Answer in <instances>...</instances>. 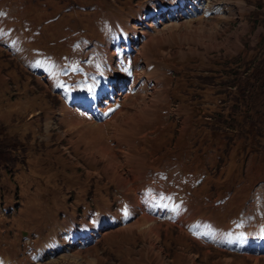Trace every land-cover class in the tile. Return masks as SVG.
Instances as JSON below:
<instances>
[{"label": "rangeland", "instance_id": "rangeland-1", "mask_svg": "<svg viewBox=\"0 0 264 264\" xmlns=\"http://www.w3.org/2000/svg\"><path fill=\"white\" fill-rule=\"evenodd\" d=\"M72 1L73 5L66 0H0V126L4 128L0 134H8V140L0 146L1 151L3 146L8 147L5 156H0L7 159L0 162L3 260L22 256L27 264H56L63 256L65 264H95L94 254H98V264H175L176 254L186 257L188 264L191 258L193 264H264V252H256L258 244L264 242V137L237 141L233 130L242 123L238 116L241 113L255 122L254 128L264 129V105L258 102L255 110L250 101L236 107L229 97L238 90L231 69L240 68L243 73L250 67L258 71L264 66L263 0L262 7L259 0H192L177 16L172 13L160 22H153V16L160 13L157 6H166L171 0ZM80 5L88 10L80 9ZM104 17L109 22L117 18L122 26L114 38L112 33L109 36V22L106 30ZM112 22L117 27V22ZM77 28L103 44L134 40L130 52L135 54H129L134 56L133 66L130 76L122 80L131 83L130 78L151 75L148 86L143 82L144 86L136 85L133 90L126 87L125 95L131 96L122 100L124 105L119 104V113L113 114L118 110L115 108L107 115L111 114L110 120L105 118L112 125L105 132L122 127L130 134L111 149L114 152L119 146L123 152L120 164L109 160L110 151L102 157L91 126L85 130L84 120L74 118L79 114L74 113L76 93L81 84L94 87L93 79L85 83L80 74L76 76L73 97L71 86L65 88L63 84L61 90L53 80L57 61L67 67L64 74L70 79L69 75L85 62L89 47L96 45L97 40L78 37ZM256 44L258 52L248 50L247 45ZM99 51L96 47L87 61L94 65L93 73L100 71L101 78L110 69L99 58ZM105 52L108 54L109 48ZM113 54L119 62L128 57L122 52L107 56ZM235 59L240 67H235ZM216 70L222 72L209 78ZM200 76L202 81L206 77L209 84L200 86ZM60 79L63 83V72ZM136 88L140 90L138 95ZM136 97V103L147 99V105L138 111L129 105ZM221 105L234 117L233 125L210 117L213 108L220 109ZM84 119L95 126L101 123V114L97 121L86 115ZM220 127L232 137L229 149L223 137L219 142V135L210 131ZM215 139L217 151L212 142ZM15 141L21 143V149L11 152ZM206 149L211 156L200 157ZM190 150L198 156L182 153ZM13 157L16 159H10ZM189 159L195 160L193 164ZM186 167L193 171L184 174L181 170ZM121 201L127 202L128 218L136 216L126 227H136L143 237H150L153 249L147 240L131 245L129 258L118 257L111 248L103 252L112 235L105 236L98 247H88L86 238L55 242L56 247L40 263L35 262V254L30 255L69 213L80 218L94 209L108 210L113 215L115 210V216L125 217ZM160 216L179 220L168 224L169 234L184 235V228L199 229L214 236L211 244L218 248L203 246L207 242L183 248L168 235L159 241L162 223L155 218ZM183 218L200 221L187 227L180 221ZM259 234L260 242L256 243ZM234 235L237 238L233 239Z\"/></svg>", "mask_w": 264, "mask_h": 264}, {"label": "bare ground", "instance_id": "bare-ground-1", "mask_svg": "<svg viewBox=\"0 0 264 264\" xmlns=\"http://www.w3.org/2000/svg\"><path fill=\"white\" fill-rule=\"evenodd\" d=\"M166 18V16H163ZM170 17V16H169ZM168 17V18H169ZM153 22H160L159 19H157V17H155V21ZM152 22V23H153ZM144 24H146V26L148 27H153V25H150L149 23L145 22ZM157 24V23H156ZM155 25V24H154ZM137 35V34H136ZM136 35H134L135 37V40H137L138 38L136 37ZM139 37V35H138ZM132 38V39H134ZM137 38V39H136ZM125 43H123V45L120 46L119 50L120 52L124 53L126 56H128L125 60L119 62L120 58L117 59V57L113 55H111V57H108L107 56V61L105 62V65L106 69H110L109 72H103L101 74V78H100V71L97 72L96 76H99L96 78L97 82L99 83V85H101V87H94L93 88V92L91 95H85V94H80V93H76V97H75V108L74 109V113H79L78 116H74V118L78 119L81 121V119H83L85 122L84 123V126H85V130H87V127H90L91 126V131L89 129V131L92 133V134H95L98 139L97 140V152L101 154V152H103V155L102 157L107 154L109 151L110 153V158L109 159L113 164H117L119 163L120 164V161L118 160L122 155L124 157V154L123 152H120L121 150L119 149V146L118 149L114 152H111L112 148L114 147L113 145L114 144H117L119 141L125 139L127 140V138L130 136L129 134V131L128 133L126 134L125 131L123 130L122 127H117V128H111L110 132H105V128L106 127H109L110 126L112 127V125H110V121L106 122L105 120V116L108 115V113L110 112V107L112 105H114V102L115 103H121L122 102V105H124V101H121V97H120V94H123L122 93V90L125 89V87H128V88H131V90H133V86L139 84L141 82V78L143 77H139V76H135L133 78H130V84L132 87H129L128 85H124L122 89H119L118 92H114L116 91L115 90V86H113V82L114 81H119V80H122V79H126L127 77L130 76V71H131V66H133V59H134V56H129V52L132 51V49H134L131 45V42L133 41H129L127 38L125 39ZM135 43V42H133ZM135 46V45H134ZM136 49V48H135ZM119 50L115 51L114 53H116L117 55L120 54ZM109 54V53H108ZM107 54V55H108ZM132 58V59H131ZM116 59V60H115ZM104 62V61H103ZM120 65H124L125 66V69L124 71H122V67H120ZM120 67V69H119ZM104 68V67H103ZM101 68V69H103ZM105 69V68H104ZM103 69V70H104ZM133 70V69H132ZM155 73V72H153ZM134 75V74H133ZM93 83H95V80L93 79L92 81ZM95 85V84H94ZM142 86H144L145 84L142 82L141 83ZM92 86V85H91ZM80 88V87H79ZM73 90V89H72ZM137 90V88H136ZM143 90L145 91V88H143ZM76 91V90H75ZM128 93V92H127ZM130 93V92H129ZM75 94V93H74ZM140 94V90H137L136 91V95ZM149 95V94H148ZM127 95H125V93L123 94V97H122V100L126 98ZM131 95L127 96V97H130ZM135 96V95H134ZM147 97V95H146ZM138 97H136V99H133L132 101V104L130 103L129 105H132L131 107L132 110H135V111H138V110H141V107L142 106H146L147 105V99L145 100H142L141 102L142 103H136V100H137ZM145 98V97H144ZM143 98V99H144ZM149 98V97H147ZM70 99V98H69ZM131 101V100H130ZM138 102V101H137ZM130 107V108H131ZM123 108V107H121ZM129 108V109H130ZM82 109V110H81ZM123 110V109H122ZM130 112V111H129ZM81 113H83L84 115H82ZM101 113V123H98L97 125L93 126V125H90L89 124V121L85 120V115H86V118L87 119H92V118H89L88 115H94V117L96 116H99V114ZM116 113H119V109L117 111H114L113 114H116ZM146 113V112H145ZM72 115V114H71ZM84 118H83V117ZM76 119V121H77ZM110 120V119H109ZM75 121V122H76ZM112 121V120H111ZM82 122V123H83ZM115 122V121H114ZM113 122V123H114ZM78 123V122H77ZM93 123V122H92ZM95 123V122H94ZM75 124V123H73ZM79 124V123H78ZM121 130V131H120ZM123 130V131H122ZM84 133V132H82ZM85 134V133H84ZM120 135H123L122 137ZM93 136V135H92ZM130 138V137H129ZM94 142V141H93ZM109 144V145H108ZM126 144V143H125ZM114 149V148H113ZM127 183L131 184V181L130 179L128 178L127 179ZM148 220V219H147ZM150 221V220H148ZM257 253H261V252H264V242H262L261 244H258L257 246V250H256ZM79 255V254H78ZM66 256V255H65ZM81 256V255H80ZM67 258V257H66ZM77 258V257H76ZM75 258V259H76ZM59 261H57L56 264H65L66 261H65V257L61 256L58 258ZM92 260V259H91ZM96 261V260H95ZM74 262V261H73ZM95 263V262H94ZM70 264V263H69Z\"/></svg>", "mask_w": 264, "mask_h": 264}, {"label": "trees", "instance_id": "trees-1", "mask_svg": "<svg viewBox=\"0 0 264 264\" xmlns=\"http://www.w3.org/2000/svg\"><path fill=\"white\" fill-rule=\"evenodd\" d=\"M70 4L71 2L73 3L72 0H67ZM88 9V8H87ZM264 41V36L262 37V42ZM261 56H264V50L261 54ZM258 61L259 63L261 62V59L258 58ZM257 63V64H259ZM256 65V64H255ZM225 70V69H224ZM222 71H214V74L212 75H209V78H212L213 76H218ZM234 72L236 73H239V75L235 74ZM231 74H233V76L236 77V79L233 80V82H237V86H238V90L235 92L236 94H234L232 96V100H233V104L236 106V107H240L242 105L245 106V104H251V106L254 108V106H258V102H260V104L264 105V66H262L261 68H259V70H255V69H249V71H246V69L244 70V74L241 73V71H239L238 69H231L230 71ZM225 74H228L225 72ZM235 74V75H234ZM245 79V81L243 82L241 79ZM201 79V76L198 77V80H199V83L200 84H209L207 81H206V77H204V81L200 80ZM227 83V81L225 82ZM222 92H225V91H222ZM249 99V100H248ZM240 101V102H239ZM256 110V108H254ZM221 116H218L217 119L220 121V122H223L225 125H233L235 123H233V121H228V118L229 116H224L222 113H220ZM239 117L242 118V123H239L236 126V128H234V132L236 133V135L234 134L235 138L237 141L241 140V139H251V140H255V137H264V129L261 130V128H254V125H255V122L252 121L251 119H247L248 116H246L245 114L241 113L238 115ZM225 117V118H224ZM249 123V126L248 128H244L247 124ZM1 125V123H0ZM0 130L3 131L4 128H2L0 126ZM211 130H214V129H211ZM216 133L219 135V139L218 141L221 142L222 141V137L224 138L225 140V147L226 149H229L230 148V141L232 139L231 136H227L226 135V132L223 131L220 128H217V131ZM5 136H8L7 133H5ZM4 136V133L0 134V146L1 144H5L4 143V140H8V138H6ZM249 137V138H248ZM216 139L215 140H212L213 142V146L217 147L216 145ZM14 146L11 148V152H14L15 149H21V143L19 141H15ZM8 147L6 146H3L2 147V150H0V156H5V152H8L7 151ZM9 151V156H11V152ZM262 155H263V158H264V151L262 152ZM12 159V158H10ZM1 160H6L5 158H1L0 157V162ZM12 162L10 161V164ZM0 164H3V163H0Z\"/></svg>", "mask_w": 264, "mask_h": 264}, {"label": "crops", "instance_id": "crops-1", "mask_svg": "<svg viewBox=\"0 0 264 264\" xmlns=\"http://www.w3.org/2000/svg\"><path fill=\"white\" fill-rule=\"evenodd\" d=\"M157 221L162 223V227L159 231V241H161V239L167 237L168 236H172L173 239L171 240L175 245H181V247L185 248L187 246L189 247H193L194 242L200 244V242H196V239L194 237V235L192 234H188L185 233L184 235H174L169 232V226L168 224H172L170 222V220H162V219H156ZM127 225V224H126ZM126 225L121 226V227H117L114 230H108L106 232H104V234H102V236L100 235L97 238V243L94 244L92 247H98L99 245H101V241L104 239V237H110V236H114L111 239H109L107 246H105L103 248V252L104 250H109V248L113 249L116 251L118 257H124L125 258H129L128 254V248L131 245H137V243L142 242V241H147L149 242V245L151 243V238L150 237H143V233L136 227H126ZM63 227H67L66 225H63ZM180 230L182 232H184L181 228ZM160 237H162L160 239ZM146 243V242H145ZM99 244V245H98ZM202 245V244H201ZM99 250L101 251V246L99 247ZM149 251V250H147ZM95 258H96V263L98 264V260H100L101 262V255L98 254H94ZM144 256L146 257V252H144ZM128 261V260H127ZM174 261L175 264H188L187 262V258L186 257H182L179 255L174 254ZM130 264H138L137 262L131 261ZM189 264H193V258L190 259V263Z\"/></svg>", "mask_w": 264, "mask_h": 264}]
</instances>
